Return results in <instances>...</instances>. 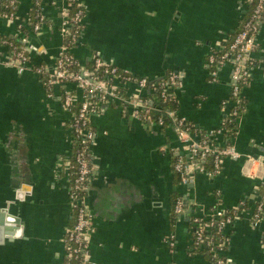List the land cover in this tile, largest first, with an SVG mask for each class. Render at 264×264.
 Masks as SVG:
<instances>
[{
	"label": "crops",
	"instance_id": "obj_1",
	"mask_svg": "<svg viewBox=\"0 0 264 264\" xmlns=\"http://www.w3.org/2000/svg\"><path fill=\"white\" fill-rule=\"evenodd\" d=\"M34 1L18 0L14 21L0 16V34L19 37L30 62L52 73L62 50L65 0H39L46 24L37 33L21 34L18 21L30 18ZM78 1L85 9L84 29L71 52L81 67L98 56L150 81L178 73V115L206 131L220 128L232 68L224 63L211 81L207 56L238 29L243 0ZM256 40V65L242 89L245 111L233 139L241 156L225 158L215 176L196 173L186 184L176 183L172 163L186 158L187 150L174 128L141 123L115 104L96 107L90 116L95 142L88 182L93 264H211L187 250L188 214L205 218L211 207L229 209L244 201L250 209L227 228L230 241L223 255L230 264H264V220L253 227L250 219L257 189L264 186V19ZM10 60L9 49L0 48V264H62L71 220L69 172L63 168L72 153L70 114L59 88L49 96L38 74H19ZM68 89L81 99L74 86ZM174 192L188 209L171 229ZM170 234L172 251L165 244Z\"/></svg>",
	"mask_w": 264,
	"mask_h": 264
},
{
	"label": "built area",
	"instance_id": "obj_2",
	"mask_svg": "<svg viewBox=\"0 0 264 264\" xmlns=\"http://www.w3.org/2000/svg\"><path fill=\"white\" fill-rule=\"evenodd\" d=\"M17 1L18 0H0V16L11 21L16 20L18 10L14 12H9L8 10L13 9ZM37 6L39 8V13L36 15L37 20L35 24L30 28V18L22 21L19 20L17 26L19 33L22 27H26L31 29L32 32L37 33L46 24V17L43 13L42 4L39 2ZM69 6L70 4L65 0V6L62 9L64 22L61 30L63 37L65 31L69 27L67 16ZM243 7L245 13L249 8L250 16L249 20L244 23L241 31L236 34L231 44H229L220 55L219 60L216 59V53L221 49L211 50L207 56V66L211 81L216 80L217 73L224 63H230L231 65L230 95L227 101L224 102V105L225 108H228L226 116H229L230 121L237 123V125L242 116L238 113L241 107L240 99L242 98V89L248 84L249 71L255 65V60L252 55L257 50L256 36L261 26V24L257 22L264 12V0H243ZM83 17V12L79 10L76 14L75 21L78 24H82ZM81 32H83V30ZM2 47L9 49L11 53L9 64L14 66L19 74L32 71L41 76L44 73V68L41 66H34L30 62L25 50H12L11 44L5 41L0 42V48ZM67 51L68 48L62 44V50L58 57L62 56V54ZM64 61L70 62L71 58L68 56H64L63 58L60 57L59 60L55 62L54 69L50 74L52 79L42 82L49 96H51L50 93H48L49 91H54L55 88H62L61 94L63 99L61 105L63 109L70 114L68 128L72 136V145L77 144L80 147V149L76 151L75 156L77 170L74 179L68 186L72 226L66 230L63 238L64 258L62 264H70L72 261L76 260L80 261L79 264H93L90 259L89 243L91 236L95 232V224L88 201V182L93 171L91 146H93L95 142V131L90 123V116L100 104H115L120 108L124 116L134 118L141 123L155 122L162 127V119L160 117L161 110L153 107L147 99H144V96L147 94L146 88L149 84H152L151 89H149L150 94L160 91V97L164 102L168 101V97L175 101V90L180 87L181 79L178 73L170 72L164 80L153 85V81L145 77L135 76L122 69L119 71V68L106 63L101 57H96L94 59V68L102 70L104 74L103 79L94 80L89 78L85 72L77 73L69 77L68 71L64 68ZM68 85L74 86L76 90L81 92L82 97L80 100H77L75 93L68 89ZM131 87L135 88L134 94H132L133 92H129ZM76 103H79L80 106L77 113L74 115L71 111V107ZM165 114L171 118L173 125L177 128H180L183 122L186 121L178 115L177 111H167ZM154 115L159 116V118L155 119ZM207 133L209 136L208 140L201 143L198 142L199 135L190 132L188 129L180 130L177 134L178 142L180 144H185V149L187 150V157L178 156L174 164V171L179 174L181 184H186L189 175L196 173L212 176L201 166V161L208 154L214 156L216 167L219 171L221 163L225 158L238 159L241 156L233 145L234 138L225 136L227 130L224 127V121L220 128L207 131ZM217 137L221 138V143L215 141ZM247 160L251 164L256 163L252 156H248ZM63 165L64 171L69 172L68 162H63ZM70 176L69 173V177ZM243 204L244 202H241L239 206H243ZM187 209L188 204H185L184 200H178L174 208V213L178 215L179 219ZM226 210L227 209L216 208L205 218L194 216V223L197 224L198 220L207 222L212 218L218 221L225 213H228ZM233 215L235 216L237 213ZM250 219L253 227H258L264 220V189L262 193H259V188L257 189L256 203L253 205ZM232 223V214H228L224 216V219L217 222V226L222 234L227 235L226 230ZM197 225L200 226L201 224L198 223ZM211 225L212 223H208L199 227L196 231L197 242L201 240L203 232L209 230ZM229 241L227 242L228 244ZM190 243H192V241H190ZM165 244L169 251L173 250L174 238L172 234L165 239ZM214 246L216 245L210 242L207 243V247L210 248L212 255L217 254L221 256L224 251L221 249L216 250ZM217 264H224L223 260L218 259Z\"/></svg>",
	"mask_w": 264,
	"mask_h": 264
},
{
	"label": "trees",
	"instance_id": "obj_3",
	"mask_svg": "<svg viewBox=\"0 0 264 264\" xmlns=\"http://www.w3.org/2000/svg\"><path fill=\"white\" fill-rule=\"evenodd\" d=\"M4 1H8V0H4ZM39 0H35L34 1V5L32 7L31 10V15H30V19H29V25L30 28H32V26L35 24L36 22V15L37 13H39V8L37 6V4L39 3ZM68 4H70L68 11H67V16H68V21H69V27L67 28V30L65 31L64 37H63V41L62 44L68 48L67 52H64L62 54V56L60 57H64V56H68L71 58V61L66 62L64 61V68L66 69V71H68V75L69 77L73 76L74 74L77 73H83L85 72L86 75L89 78H92L94 80H98V79H103L104 78V74L102 73V70L100 69H95L94 68V59L98 56L93 57L85 66L81 67L79 65V63L77 62V60L74 58L71 49L74 47V45L76 44V41L80 38L81 34H82V30L84 29V26L82 24H78L75 21V17L76 14L79 10H81L83 12V15L85 13V9L84 7L79 3L78 0H67ZM19 8V2H15L13 9H9V12H14L15 10H18ZM249 8L247 10V12L244 15V19L242 20V22L240 23L238 29L236 31H234L233 33L229 34L227 36V38L221 43V50L218 51L216 53V59L219 60L220 55L225 51V49L227 48V46H229V44H231V42L233 41V39L235 38L236 34H238L241 29L243 28V25L245 22H247L249 20V16H250V12H249ZM264 19V12L261 15V17L258 19L257 23H262ZM28 28H24L22 27L20 30L21 34H26L28 33L27 31ZM1 41H5L9 44H11V49L12 50H25V47L23 46L21 40L19 39V37L15 36V35H11L9 33L7 34H0V42ZM25 53H27L25 51ZM60 57H57L55 59V62L57 60H59ZM256 65V64H255ZM254 65V66H255ZM41 66L42 68L45 69V67L43 65H38L37 67ZM44 73L40 76V80L42 82H45L46 80H51V73L48 72L46 69L43 70ZM120 71V69H119ZM168 75V74H167ZM167 75L165 77H163L162 79L159 80H155L153 81V85H155L156 83H159L160 81L164 80ZM152 84H149L148 87L146 88V92L147 94L144 96V99H147L148 102L156 108H159L161 110L160 113V117L162 119V128H167V127H174V129L176 130V133L178 134L180 130H184V129H188L190 132L199 135V143L203 142V141H207L209 136L206 130L204 129H200L198 127H196L192 122L186 120L183 122V125L180 128H177L173 125L171 118H169L165 113L167 111H177L178 112V103L175 100H172L170 97H168V101L164 102L161 97H160V91H156L152 94H150L149 89H151ZM47 87V86H46ZM59 90L61 91L62 88H59ZM48 93H50V95L53 97L54 91H49ZM62 94L59 95V100L62 103ZM241 100V107L238 110L239 115H243L244 111H245V100L243 98L240 99ZM79 103H76L74 106L71 107V111L74 113V115L77 113L78 109H79ZM154 118L157 119L159 118V116H155ZM224 127L227 130V134H225V136H227L228 138H235L237 135V129H238V125L235 122H231L229 116H225L224 119ZM80 147L77 144H73L72 145V154L71 156L68 158V160L66 162H68L69 164V173H70V177H69V183L72 182V180L74 179V175L75 172L77 170V164H76V151L79 150ZM178 157H176L173 160L172 163V168L174 169V164L176 162ZM201 166L203 167V169L210 173L212 176H215L219 169L216 167V163L214 160V156L211 154H208L205 156V158L201 161ZM175 177H176V183H180V176L179 174H177L175 171ZM263 186L259 187V193L263 192ZM178 200H183V197L181 194L174 192L171 194V215H170V220H169V224H170V228L173 229L175 223L178 220V215L176 213H174V208L176 205V202ZM215 206L211 207L209 209L210 212H212L213 210H215ZM250 206L248 205L247 201H244L243 206H235L232 208L227 209L226 211L228 212L227 214L225 213L221 218H219V220L224 219V216L228 215V214H232V219L233 221L235 219H237L239 217V214L243 211L249 210ZM237 215H233V214ZM194 215H192V212L190 214H188V222L189 225L192 227V233H191V238L190 241H192V243L190 245H188V249L189 251H191L192 254H201L204 255L208 261L211 264H217L218 259L223 260L224 264H230L229 260L222 254L221 256L216 255H212L210 252V248L207 247V243L210 242L214 246V248L216 250H223L226 251L229 247V244L227 243L230 238L228 235H224L222 234V232H220V230L218 229L217 226V222L214 218L210 219L207 222H204L202 220H198L197 222L200 223L201 225H197L196 223H194ZM208 223H212V225L210 226L209 230H205L202 234V238L199 242H197L196 240V231L199 229V227L204 226ZM195 224V225H194ZM68 228H70L72 226V219L69 221L68 223ZM80 261L76 260V261H72L70 264H79Z\"/></svg>",
	"mask_w": 264,
	"mask_h": 264
},
{
	"label": "water",
	"instance_id": "obj_4",
	"mask_svg": "<svg viewBox=\"0 0 264 264\" xmlns=\"http://www.w3.org/2000/svg\"><path fill=\"white\" fill-rule=\"evenodd\" d=\"M28 186V185H27ZM29 188V187H28ZM24 190H27L25 187L23 188ZM29 191V190H28ZM1 215V214H0ZM185 216H187V214H185ZM18 219V218H17ZM15 223L18 224L19 221L15 220Z\"/></svg>",
	"mask_w": 264,
	"mask_h": 264
}]
</instances>
